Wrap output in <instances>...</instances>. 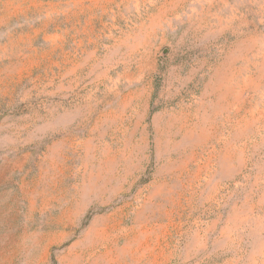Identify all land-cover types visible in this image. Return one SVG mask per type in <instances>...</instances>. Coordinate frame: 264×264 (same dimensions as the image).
Returning a JSON list of instances; mask_svg holds the SVG:
<instances>
[{"label": "rangeland", "instance_id": "obj_1", "mask_svg": "<svg viewBox=\"0 0 264 264\" xmlns=\"http://www.w3.org/2000/svg\"><path fill=\"white\" fill-rule=\"evenodd\" d=\"M0 264H264V0H0Z\"/></svg>", "mask_w": 264, "mask_h": 264}]
</instances>
